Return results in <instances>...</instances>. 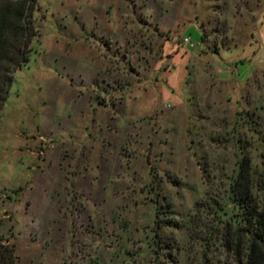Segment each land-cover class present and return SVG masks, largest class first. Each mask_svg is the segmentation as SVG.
Masks as SVG:
<instances>
[{
	"label": "rangeland",
	"instance_id": "374dc122",
	"mask_svg": "<svg viewBox=\"0 0 264 264\" xmlns=\"http://www.w3.org/2000/svg\"><path fill=\"white\" fill-rule=\"evenodd\" d=\"M34 17L0 112L3 264H237L222 209L241 162L264 165V0Z\"/></svg>",
	"mask_w": 264,
	"mask_h": 264
},
{
	"label": "trees",
	"instance_id": "16d2710c",
	"mask_svg": "<svg viewBox=\"0 0 264 264\" xmlns=\"http://www.w3.org/2000/svg\"><path fill=\"white\" fill-rule=\"evenodd\" d=\"M37 6L38 0H0V112L16 71L30 60L38 37ZM251 171L250 163L243 160L222 209L230 212L231 223L224 229L221 244L237 264H264V165L255 179ZM6 256L12 258L10 248H0V264Z\"/></svg>",
	"mask_w": 264,
	"mask_h": 264
}]
</instances>
